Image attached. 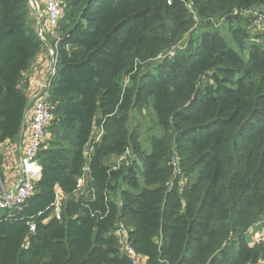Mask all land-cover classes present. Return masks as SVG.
I'll return each instance as SVG.
<instances>
[{
    "label": "trees",
    "instance_id": "trees-1",
    "mask_svg": "<svg viewBox=\"0 0 264 264\" xmlns=\"http://www.w3.org/2000/svg\"><path fill=\"white\" fill-rule=\"evenodd\" d=\"M64 3L50 101L65 144L41 149L35 196L0 215V264H132L114 234L123 220L147 264H259L264 243L249 230L264 214V44L247 45L254 31L242 12L264 0ZM28 5L0 0V145L19 141L29 103L19 83L44 44ZM150 103L163 134L147 151L128 123ZM175 148L183 189L167 185ZM128 150V164L106 162Z\"/></svg>",
    "mask_w": 264,
    "mask_h": 264
},
{
    "label": "built area",
    "instance_id": "built-area-1",
    "mask_svg": "<svg viewBox=\"0 0 264 264\" xmlns=\"http://www.w3.org/2000/svg\"><path fill=\"white\" fill-rule=\"evenodd\" d=\"M64 7V0H46L45 3L47 23L51 32L55 34L57 41L60 38L57 29L59 28L61 18L64 16ZM255 8L249 9L248 14L252 18V27L259 29L264 25V10H260L258 7ZM40 35L41 38L44 39L41 32ZM172 55H174V52H172ZM55 62L56 56H53L51 65L55 64ZM28 81L30 86L35 87L34 97H36V101L31 108V132L29 139L24 143V148H21L22 155L20 161L22 174L17 187L12 189H7L0 178V212L6 214H14L16 211L21 210L24 205L35 196L37 192V182L42 177L43 169L39 159V152L43 149L44 142L48 136L49 128L54 118L52 111L53 106L50 101V87L52 81L48 79L42 83H37L33 78H29ZM121 157L123 161L127 160L126 162L128 164L131 160L130 151L128 150L127 153ZM168 164L172 170V177L167 185L170 188L177 185L180 189H183L188 179L182 169V158L178 151L173 150ZM85 182V178L80 180L79 190L75 192V198H79V196L85 192ZM86 192L88 194L89 189ZM65 198L63 191L57 188L55 202L53 203V216L58 219L62 218ZM35 230L36 226L32 224L31 232ZM114 234L120 242L122 252L132 261V264H147L148 258L133 246L130 240V227L127 226V224L123 221L118 222L114 229ZM256 238L264 243V215L260 222L257 223ZM28 246L29 242L25 245L26 250L29 249ZM259 264H264V254L261 255Z\"/></svg>",
    "mask_w": 264,
    "mask_h": 264
},
{
    "label": "crops",
    "instance_id": "crops-1",
    "mask_svg": "<svg viewBox=\"0 0 264 264\" xmlns=\"http://www.w3.org/2000/svg\"><path fill=\"white\" fill-rule=\"evenodd\" d=\"M45 3L46 0H29L28 5V19L32 26L36 28L39 33L41 32V30H43L44 32L45 29H48L43 39L44 44L41 47V50L36 55L29 68L23 73L22 80L19 83V88L28 97L29 102L35 98V87L29 85L28 79L33 78L37 83H42L48 80L52 59L56 54V47L55 45H53L56 36L49 29ZM30 120L31 110L27 115L26 122L24 121L23 130L19 141L15 143L12 140H7L0 145V155L3 158V164L0 170V178L2 179L7 189L16 188L19 183L22 174L20 161L22 155L21 145H24L25 141L29 139V135L31 132ZM46 148L47 146H44L42 150H45ZM85 179L87 180L86 176ZM3 214L6 213L3 212ZM255 242H258V239L253 241V243Z\"/></svg>",
    "mask_w": 264,
    "mask_h": 264
},
{
    "label": "rangeland",
    "instance_id": "rangeland-1",
    "mask_svg": "<svg viewBox=\"0 0 264 264\" xmlns=\"http://www.w3.org/2000/svg\"><path fill=\"white\" fill-rule=\"evenodd\" d=\"M252 8H255V7H251L250 9H252ZM259 9L261 10V8H259ZM248 11H249V9L243 10V12H242L243 15L244 16H250L248 14ZM196 17L197 16H195V20L198 21V17H197V19H196ZM250 18H251V16H250ZM42 19H43V17H42ZM251 20H252V18H251ZM215 28L219 31V33H222L225 38L229 39L231 41V45L235 49H237L236 43H232V35H231L230 31H229V24L226 21V19H218V20H216L215 21ZM251 28L254 31L253 32L251 30V32H253L254 35L250 39H247V45L251 44V42H253V41H256V43H259V44H264V25L261 26L259 29H256V28H253V27H251ZM47 30L48 29H45L44 32H43V30H41V33H42V35L44 37H45V34H46ZM255 32H257V33H255ZM256 35L259 36V37H256ZM188 40H189V36H187V38H186V40L184 42L187 43ZM172 52H175V51L173 49H171V53ZM243 53H244V55L246 57L248 56V51H245ZM123 84L124 85H129L130 84V81H129L128 77H126V78L123 79ZM53 120H52L51 126L49 128V133H48V136H47V138H46V140L44 142L43 147L44 146H47V147L51 148V147H56V146H62V145L65 144V142H63V140L60 138V135L58 133V129L55 128V124H54V121ZM128 125H129V127L131 129H134V130H136V131L139 132V134H140V141L142 143V147L144 149H146L147 151H151V149H152L151 148L152 147L151 146V139H152V137L154 135L155 136H160V135L163 134V128L158 124L157 115H156V112H155V110L153 108L152 103L147 104V105L143 106L140 109L139 108L138 109H135L131 113V117H130V120H129ZM96 133L97 134H101L102 132H101L100 129H96ZM15 143H17V142H15ZM18 146H20V145H18ZM21 146L24 148L23 144ZM173 150L178 151L176 148L173 149ZM172 153H173V151H172ZM178 153L180 154L179 151H178ZM181 158H182V155H181ZM106 162L108 164L115 165L116 167L123 164V160H122V157L121 156H119V157H117V156H110V157H108L106 159ZM182 162H183V158H182ZM182 169L184 171L183 165H182ZM184 174H185V171H184ZM185 176H186V174H185ZM86 186H87V184H85V188H86ZM121 190H122V188H118L117 193L114 194V199L119 204L122 203V196L120 194ZM0 214H3V212H0ZM123 222L125 224H127V222H125L124 220H123ZM257 223L255 225H253L251 227V229L249 230L250 231V233H249V239H250L251 242L257 240V238H256V234H257ZM127 226H129V225L127 224ZM262 242L263 241L258 240L257 245L260 247L263 244Z\"/></svg>",
    "mask_w": 264,
    "mask_h": 264
},
{
    "label": "water",
    "instance_id": "water-1",
    "mask_svg": "<svg viewBox=\"0 0 264 264\" xmlns=\"http://www.w3.org/2000/svg\"><path fill=\"white\" fill-rule=\"evenodd\" d=\"M54 68H55V64H52L51 65V69H50V72H49V79L52 81L53 77L55 76V72H54ZM36 101V97L31 100L28 105L26 106V110H25V122H26V118H27V115L28 113L30 112L31 108L33 107L34 103ZM87 152V150H86ZM88 166V165H87Z\"/></svg>",
    "mask_w": 264,
    "mask_h": 264
}]
</instances>
